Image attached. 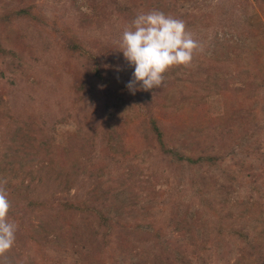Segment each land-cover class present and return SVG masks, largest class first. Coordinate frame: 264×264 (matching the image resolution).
<instances>
[{"label":"rangeland","instance_id":"1","mask_svg":"<svg viewBox=\"0 0 264 264\" xmlns=\"http://www.w3.org/2000/svg\"><path fill=\"white\" fill-rule=\"evenodd\" d=\"M154 10L199 49L133 95ZM0 187L3 264H264V0H0Z\"/></svg>","mask_w":264,"mask_h":264},{"label":"clouds","instance_id":"2","mask_svg":"<svg viewBox=\"0 0 264 264\" xmlns=\"http://www.w3.org/2000/svg\"><path fill=\"white\" fill-rule=\"evenodd\" d=\"M119 46L133 69L126 86L133 95L139 90L159 89L164 74L172 67L189 64L199 49L182 20L155 10L138 14L122 32ZM9 210L6 190L0 187V257L15 243L17 226L9 221Z\"/></svg>","mask_w":264,"mask_h":264},{"label":"trees","instance_id":"3","mask_svg":"<svg viewBox=\"0 0 264 264\" xmlns=\"http://www.w3.org/2000/svg\"><path fill=\"white\" fill-rule=\"evenodd\" d=\"M148 12H151V11H148ZM17 112H18V114H21L22 109L20 108L19 110H17ZM84 204L85 203L82 202V203H79L77 205L76 204H70V205H72L76 210H80L81 212L85 213V211H86V209L88 207L85 206ZM73 207L69 206L68 207V209H69L68 211H72L74 209ZM76 227H78V226H76ZM65 233H68L69 235H71L70 238H69V235H67L68 236V239L65 238V240H64L66 246H72L74 248V247H76V245H78V246L79 245H82V241L77 238L78 236L79 237L81 236V234L79 232H76V235L74 233L73 234H70L69 233V230L66 231ZM77 240H78V242H77ZM262 258H263V255L261 253L260 259L262 260Z\"/></svg>","mask_w":264,"mask_h":264}]
</instances>
